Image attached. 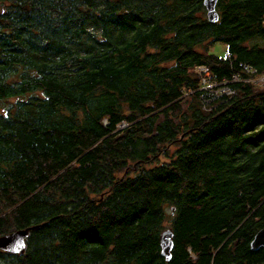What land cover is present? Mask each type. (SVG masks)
Segmentation results:
<instances>
[{
  "label": "trees",
  "instance_id": "trees-1",
  "mask_svg": "<svg viewBox=\"0 0 264 264\" xmlns=\"http://www.w3.org/2000/svg\"><path fill=\"white\" fill-rule=\"evenodd\" d=\"M216 11L0 0V264H264V0Z\"/></svg>",
  "mask_w": 264,
  "mask_h": 264
},
{
  "label": "water",
  "instance_id": "water-1",
  "mask_svg": "<svg viewBox=\"0 0 264 264\" xmlns=\"http://www.w3.org/2000/svg\"><path fill=\"white\" fill-rule=\"evenodd\" d=\"M204 3L208 10V17L212 21H216L218 19V13L216 11V3L217 0H204ZM29 233V228L20 229L10 233L0 239V245L4 248L22 252L25 248V238ZM161 246L162 253L166 257L167 260L171 259L172 256V248H173V233L171 229H166L161 234ZM260 247H264V227L258 230L255 234L253 240L251 241V248L256 250Z\"/></svg>",
  "mask_w": 264,
  "mask_h": 264
},
{
  "label": "built area",
  "instance_id": "built-area-1",
  "mask_svg": "<svg viewBox=\"0 0 264 264\" xmlns=\"http://www.w3.org/2000/svg\"><path fill=\"white\" fill-rule=\"evenodd\" d=\"M243 68L245 69L244 71L247 74H250V73L254 72L253 67L251 65H249V64H244ZM196 70L199 73L203 74L202 82H201L202 83V89L207 90V92L205 94H207L209 99H210V97H215V96L217 97L218 93H219V95H222V94H233L234 91L232 90V87L230 86L229 83L230 82H237V81L241 80L240 76L234 75L233 79L231 81H224L222 83L217 84V83H213V82H211L209 80L211 75L208 72L207 67H205L203 65H200V66H198L196 68ZM243 80L250 81V82H253V83H257L260 86L264 87V73L260 74V75H257V77H255V78L246 77Z\"/></svg>",
  "mask_w": 264,
  "mask_h": 264
},
{
  "label": "rangeland",
  "instance_id": "rangeland-1",
  "mask_svg": "<svg viewBox=\"0 0 264 264\" xmlns=\"http://www.w3.org/2000/svg\"><path fill=\"white\" fill-rule=\"evenodd\" d=\"M210 51L212 53L219 55V56H224L227 53V45L223 42H217L210 47ZM183 103L185 104V101Z\"/></svg>",
  "mask_w": 264,
  "mask_h": 264
}]
</instances>
